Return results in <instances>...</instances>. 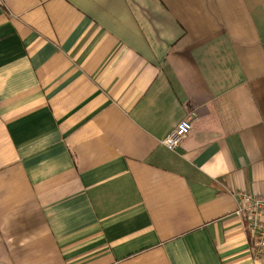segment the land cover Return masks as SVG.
I'll return each mask as SVG.
<instances>
[{
  "label": "crops",
  "instance_id": "obj_1",
  "mask_svg": "<svg viewBox=\"0 0 264 264\" xmlns=\"http://www.w3.org/2000/svg\"><path fill=\"white\" fill-rule=\"evenodd\" d=\"M240 192L264 0H0V264H256Z\"/></svg>",
  "mask_w": 264,
  "mask_h": 264
},
{
  "label": "built area",
  "instance_id": "obj_2",
  "mask_svg": "<svg viewBox=\"0 0 264 264\" xmlns=\"http://www.w3.org/2000/svg\"><path fill=\"white\" fill-rule=\"evenodd\" d=\"M192 121H181L163 141L168 149H175L188 136ZM236 215L245 218L250 235L251 256L256 264H264V195L257 196L247 192L238 193Z\"/></svg>",
  "mask_w": 264,
  "mask_h": 264
}]
</instances>
